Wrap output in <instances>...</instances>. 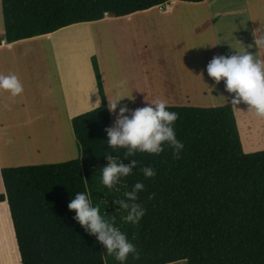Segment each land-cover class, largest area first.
I'll return each mask as SVG.
<instances>
[{"label": "trees", "instance_id": "1", "mask_svg": "<svg viewBox=\"0 0 264 264\" xmlns=\"http://www.w3.org/2000/svg\"><path fill=\"white\" fill-rule=\"evenodd\" d=\"M172 1L207 0H2L5 38ZM153 121L157 141L147 145L103 105L72 119L78 158L2 169L0 203L9 204L23 264H264V151H243L231 102L157 107ZM112 162L119 192L96 172Z\"/></svg>", "mask_w": 264, "mask_h": 264}, {"label": "rangeland", "instance_id": "2", "mask_svg": "<svg viewBox=\"0 0 264 264\" xmlns=\"http://www.w3.org/2000/svg\"><path fill=\"white\" fill-rule=\"evenodd\" d=\"M172 6L173 8L169 12H165L167 4L142 11L125 21L124 24L121 22L116 28L112 27L110 30L103 28V36H97L98 38L102 37L103 46H108L115 33L120 37L123 34L121 31L125 29L123 36L135 38L131 39L129 44L136 47L139 45L140 51L147 53L145 79L134 77L133 80H130L123 71H120L121 73L110 76L107 82L103 78L100 65V60L106 59V51L102 49L100 55L96 56L89 36L87 37L89 43L87 45V42L81 39L82 36L76 30L64 33L65 39L69 41L66 46V50L70 54L69 57L73 59L76 65H80L81 62L84 64L83 71L75 68L78 70V74L76 75L73 71L72 75H76V81L68 79L69 85L75 84L72 86L75 92L86 90L89 94L88 88L92 86L91 78L84 76V72L89 73L90 68H92L93 76L98 82V106L96 108L107 105L114 125H121L130 131L132 130L147 145H153L157 141L153 121L155 108L186 105L188 98H191L193 105H204V107L221 106L225 105L226 101L232 100V104L236 106L234 114L243 151L245 153L264 151V102L258 105H256L257 102L254 103L261 108V114L256 116L258 120L252 122L248 121L246 112L252 108L244 104V101L253 99L255 96L258 100H264V95L261 94L264 89L263 84L253 82V80L258 79L256 76L264 70V0H207L200 3L176 1ZM1 8L3 11L2 0ZM83 26L84 32L90 34L92 25L88 23V26L85 24ZM99 26L104 25L94 27ZM225 33H230L232 39L235 41L236 38L241 46H230V48L229 46H219L220 50H216L217 58L210 47L212 35L218 34L220 37L219 44L223 45L221 37ZM113 43H119L120 46L118 37L111 44ZM202 46H204V51ZM40 47L41 49L36 46H26L19 48L18 51L21 55H25V60L30 63L26 65L28 79L36 78L40 72L41 76L45 72L46 78L48 76L49 102L53 100V104L50 105L52 113L50 118L38 109V99H29L30 106L26 108H22L19 104L20 99L17 108L14 107L15 105H11L16 99L3 98L2 102L5 109L11 113H7L8 119L17 120L19 113V118L27 116L22 119L23 124H20V127L22 125L35 127L42 125L45 127L43 124L49 118V131L44 129L43 132H40L35 128L32 145L39 148H30V157L23 159V156L20 155L21 160H17L15 161L16 164L11 163L12 165L7 167L62 163L78 158L81 153L72 124L73 118L71 120L66 118L61 104L60 87L55 83L58 80V74L54 50L51 46ZM206 48H208V53ZM229 49L233 50L236 55L235 59H232L233 52H230ZM222 55L225 60L224 63L227 62V69H229L228 62L237 63L235 73L229 69L230 77L228 72L225 77L223 76V70L226 71V64L223 66L220 60ZM34 63L36 66L33 65ZM39 64L42 66L41 69L38 67ZM91 64L96 65L99 77L95 74V67L93 68ZM47 68L49 70H45ZM105 72L107 73V71ZM236 74L243 82L238 86L235 83ZM251 79L253 80L250 81ZM44 81L46 82V80ZM45 82L43 83L45 84ZM0 86L3 93H13L16 96L20 92L24 94V87L16 77H12L4 83L0 82ZM12 87L13 91H11ZM143 88L145 89L143 90ZM147 88L154 93V98H156L155 104L152 106L147 104L149 100L144 97V92H148ZM27 94L29 96L37 95L33 91H29ZM24 97L26 98L27 95ZM94 102L96 103V100ZM146 106H148V110H146ZM92 108L96 109L94 106ZM30 119H33L34 122L30 123ZM2 123L5 130H8V124L4 121ZM17 127L21 131V128ZM26 130L23 129V135L26 134ZM61 131H63L64 137ZM24 142V140H19L18 145L25 146ZM99 171L110 178L111 189L115 192L122 190L120 187L121 177L115 162L97 168L96 172ZM109 195H113V192L105 194L102 197L103 201H108ZM124 196L125 193L120 194V198ZM5 204L9 207L7 201ZM1 243L2 241H0ZM103 246L106 248L107 242L104 241ZM17 248L20 254L18 243ZM7 260V255L0 256V263L4 264ZM20 264H23L21 254ZM176 264L186 263L179 262Z\"/></svg>", "mask_w": 264, "mask_h": 264}, {"label": "crops", "instance_id": "3", "mask_svg": "<svg viewBox=\"0 0 264 264\" xmlns=\"http://www.w3.org/2000/svg\"><path fill=\"white\" fill-rule=\"evenodd\" d=\"M175 2L176 1L167 3V9L165 10V12H169L173 8L172 5ZM138 13L131 14V15L124 16V17H115L111 15H106L105 18L100 21L79 23V24H75V25L63 28L55 33H51L48 35H42V36H38V37L26 39V40H21V41L14 42V43H8L5 38L4 14L1 8V0H0V82L4 83L10 78L16 77L17 79H19V81H21V84L24 87V94H22L23 92H20L21 95L19 93L16 96V94H13V93H3L2 87L0 86V193L5 192L4 182L2 180L3 179L2 169L7 166L12 165L11 163L16 164L15 161L21 160V156H23V159L30 157V154H29L30 148H33V147L39 148L36 145H32V141L34 140L35 128L37 129V131H40V132H43L44 129L49 131L50 120L48 119L52 115L50 105L51 103L53 104V100L49 102L50 85L47 80L48 76L46 78V72L43 74V76H41L40 74L41 72L37 69L38 72H40L37 75V77L36 78L34 77L32 80L28 79L26 65L30 63H28L27 60H25L26 56L21 55L18 49L25 48L26 46L28 47L36 46L38 49H41L40 46H51V48L54 50V59H55V65H56L57 74H58V80L55 83H57V86L60 87L59 92H60V96L62 100L61 104L63 106V111L65 113V116L67 119L69 118V120H71V118L93 109L92 108L93 106L94 108L98 106L97 104L98 103V96H97L98 95V82L96 80V77L93 76L94 75L93 69L90 68L89 73L84 72V76L86 75L87 78H91V85L93 86V87L91 86V88H88L89 94L86 90L75 92L72 89V86L75 84L69 85L68 79H72L76 81V75L78 74L77 72L78 70H76L75 68L77 67V69H80V71H83L82 69L84 67V64L81 62L80 65H76L73 59L69 57L70 54L66 50L67 48L66 46H67V43H69V41H67L68 39H65L64 33L76 30L79 33V35L82 36L81 39L85 40L86 42H87V37L89 36V40L91 38V41H92L91 44L93 45L92 46L93 52H95L96 56L98 54L100 55L102 49L106 51V59L103 60L100 58L101 59L100 65H101V71L103 74V78H105L107 82L109 81L110 76H114L116 73H121L120 71H123L128 77V79L130 80H133L134 77L135 78L138 77L139 79L140 78L145 79L146 78L145 69L147 67V63H146L147 53H143V51H140V48L138 47L139 45L136 47V46H131L129 44L130 40L135 39V38H129L127 36H123L125 29L121 31L123 34L120 37L119 35L115 33V36L113 37V39L110 40V44H111L113 40H115L118 37V40L120 41V46H119V43H113L111 45L109 44L110 47L109 45L103 46L101 43L102 37L100 38L97 37L98 35L103 36V33H102L103 28H108V30H110V28L112 27L116 28L118 24H120L121 22L122 24H124L125 21L131 19V17H133L134 15ZM88 23L89 25H92L90 34H88V32H84L85 28L83 25L85 24L88 26ZM98 25H104V26L94 27ZM128 33L129 31L127 32V34ZM57 35H58V38H56ZM221 38L223 40V45L219 44L220 37L218 36V34L212 35V43L210 47L212 48L213 53L215 54L217 58H218V54L216 50L217 51L220 50L219 46H229V48L230 46H241V43L238 42L236 38H235V41L234 39H232V36L230 33H225L223 37ZM88 44L89 43L87 42V45ZM98 46H103V47H98ZM135 47L136 49H134ZM201 48L204 51V46H202ZM229 51L233 52V50L231 49H229ZM206 52L208 53V48H206ZM232 55H233L232 59H235L236 55L234 54V52ZM18 57H21V58H18ZM143 59H144L145 65L143 64ZM222 59L220 56V60L223 66L226 64L225 65L226 71L225 69L223 70V73H224L223 76L225 77V74H227L228 72V75L230 77L229 69L231 72L235 73V67L237 66V63L233 62L231 64L230 62H228L229 69H227V62L224 63L225 60L223 58V55H222ZM35 60H38V59H35ZM43 64L45 65V62H43ZM33 65L36 66L35 63ZM91 65L93 66V64ZM38 67L40 69L42 68L40 64L38 65ZM45 70H49V69L47 68ZM73 71L76 73V75H72ZM105 71H107V73ZM95 74H97V71ZM238 77H239L238 74H236L235 83L237 84V86L238 84L243 83L240 81ZM256 78L258 79H255V80L251 79L250 81L253 80V82L261 83L264 86V70H262L261 74L256 76ZM44 80H46V82ZM43 82H45V84ZM5 89L7 90V88ZM144 89L145 88H143V90ZM208 89L211 90L210 88ZM147 90L148 92H144L145 94L144 97L149 100L147 104L152 106L155 104L154 101L156 98H154V93L150 89L147 88ZM11 91H13V87L11 88ZM29 91H33L37 95L29 96L27 94V92ZM261 94L264 95V89L261 91ZM25 95H27L26 98L24 97ZM3 98L16 99L13 102V104H11V105H15L14 107L16 108L19 106V104L22 106V108H26L27 106H30L29 99H34V100L38 99V102H37L38 109L42 110L44 114H46L49 117L43 124L45 125V127H42V125H37L36 127L33 125H29V126L22 125L20 127V124H23L22 119H25L27 117L26 116L24 118H19L20 113L17 114V117H18L17 120H12L11 118L8 119L9 117L8 114H11V113L5 109V106H3V102H2ZM19 99H20V102L18 104ZM190 99L191 98L186 99L187 100L186 104L191 102ZM95 100H96V103L94 102ZM226 102H231L232 104V100L226 101ZM255 102H257L256 105H258L264 102V100H258L256 99V96H255V98L253 99H247L246 101H244V104L252 108L250 110H246L247 115H248V121L250 122L256 119L258 120V117L256 118V116L261 114V108L254 105ZM232 105H233V109L236 111V106L234 104ZM201 106H204V105H201ZM24 110L27 111L26 109ZM146 110H148V106H146ZM13 115H16V114H13ZM57 115H60V114H57ZM3 121L6 124H8V130H5V128L3 127V123H2ZM29 121L30 123L34 122L33 119L32 120L30 119ZM16 125L21 128V131H19ZM117 127L127 129L125 127H122L121 125H117ZM23 129H27L25 132L26 134H24L25 137L23 135ZM61 134L64 137L63 131H61ZM19 140H24L25 146H19L18 145ZM2 204L6 205L4 202V203H0V206ZM9 208L10 207H7L8 214L5 216L6 219L5 217L3 221H1L0 219V241H2V243L0 244V256L1 257L6 256V255L8 256V260L6 261L5 264H16L14 257H10V255H13V253L11 252V249H12L11 242L14 240L16 243V233H15V229L13 225L11 211ZM1 211L2 209L0 208V213ZM16 247H17V243H16ZM17 251H18V248H17ZM19 264H20V260H19Z\"/></svg>", "mask_w": 264, "mask_h": 264}]
</instances>
